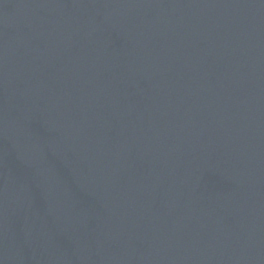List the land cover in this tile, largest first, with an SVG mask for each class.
Returning <instances> with one entry per match:
<instances>
[{
  "label": "water",
  "instance_id": "water-1",
  "mask_svg": "<svg viewBox=\"0 0 264 264\" xmlns=\"http://www.w3.org/2000/svg\"><path fill=\"white\" fill-rule=\"evenodd\" d=\"M0 264H264V0H0Z\"/></svg>",
  "mask_w": 264,
  "mask_h": 264
}]
</instances>
